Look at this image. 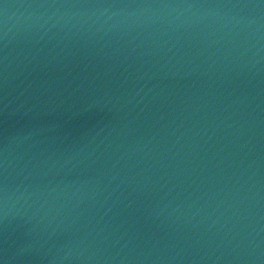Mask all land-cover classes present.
Listing matches in <instances>:
<instances>
[{
	"label": "water",
	"instance_id": "obj_1",
	"mask_svg": "<svg viewBox=\"0 0 264 264\" xmlns=\"http://www.w3.org/2000/svg\"><path fill=\"white\" fill-rule=\"evenodd\" d=\"M0 264H264V0H0Z\"/></svg>",
	"mask_w": 264,
	"mask_h": 264
}]
</instances>
